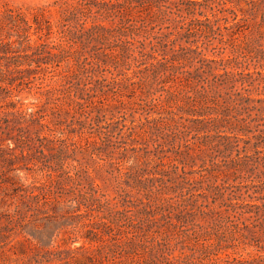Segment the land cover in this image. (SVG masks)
<instances>
[{
	"label": "trees",
	"instance_id": "trees-1",
	"mask_svg": "<svg viewBox=\"0 0 264 264\" xmlns=\"http://www.w3.org/2000/svg\"><path fill=\"white\" fill-rule=\"evenodd\" d=\"M168 2L129 0L127 6L124 0H101L93 12L90 5L54 0L53 8L38 7L30 16L20 9H4L0 91L8 96L23 89L50 93L54 107L30 102L15 109L19 120L35 123L61 140L66 120L61 112L76 113L84 149L98 157L116 130L118 135H113L119 139L113 147L118 148V156L106 155L115 169L113 177L119 187L146 198H138L143 208L137 210V221L124 215L131 211L132 203L126 201L121 203L122 216L106 221L123 233L122 251L131 258L144 264H264V244L257 245L256 239L257 233L264 235V181H236L247 179L244 173L258 167L263 169L254 177L264 178V41L241 39L242 30H230L239 17L226 6L228 0L221 10L231 15L221 17L224 22L218 31L208 16L194 19L196 24L170 23ZM138 6L147 17L130 14L129 9ZM53 10L55 21L50 19ZM53 33L56 40H50ZM92 40L105 46H93L88 54L75 46ZM104 71L109 77H98ZM106 104L119 113H112L108 121L98 116ZM94 111L97 114L92 116ZM101 120L104 131L86 130L101 126ZM188 134L193 141L185 139ZM68 139L76 144L73 135ZM17 141L14 147L24 158L29 145L22 134ZM63 151L58 150L52 165L31 162L38 167L26 168L25 179L27 173L32 177L26 184L20 176L23 167L13 165L17 157L5 156L0 148V167L7 173L0 177V255L6 250L15 255L31 252L33 263L51 260L46 253L58 236L50 226L55 221L34 229L32 209L55 212L65 205L76 210L83 205L75 215L87 213L94 223H106L105 217L92 214V205L97 204L94 210L99 211L107 200L96 198L92 187L86 190L79 173L86 170L65 162ZM194 157L200 160L198 167ZM196 216L212 221L201 225L194 221ZM94 223L93 228L107 233ZM82 238L79 248L100 239ZM237 242L246 246L243 252L233 249ZM39 250L44 252L39 255ZM98 250L115 261L117 256L104 252L102 246ZM87 260L93 264V258Z\"/></svg>",
	"mask_w": 264,
	"mask_h": 264
},
{
	"label": "rangeland",
	"instance_id": "rangeland-1",
	"mask_svg": "<svg viewBox=\"0 0 264 264\" xmlns=\"http://www.w3.org/2000/svg\"><path fill=\"white\" fill-rule=\"evenodd\" d=\"M53 1L54 0H0V12L4 9H20L28 16H30L38 7L48 6L53 8ZM100 1L101 0H68V4L75 5L77 3H80V7L85 8L90 5L91 9H93L94 12L97 9L98 5H100ZM128 1L129 0H124V4L127 6H129ZM166 1H169L168 10L170 11V14H168V18L170 19V23L175 24L176 26L185 25L188 23L196 24L198 22L194 21V19H202L204 16H208L212 20V22L210 23H213V27L216 31H218L216 29L217 26H222L224 22V19L221 17H229L231 15L228 11L221 10L225 6L222 3L225 0H198L200 1L199 4L188 2L190 0H185V2L180 0ZM228 1L230 2H228L226 6L231 7L239 17V19H237L230 30H242L241 32H239L241 39H262L261 41L263 42L264 0ZM188 9L193 12H189ZM129 10L131 11L130 14L132 15L141 14L142 16L147 17L145 13L147 11L145 9L143 11L142 6H138L137 8L135 7L132 10ZM51 14L52 15L50 16V19L52 21H55L57 19L56 12L53 10ZM76 15H78L79 18L83 17L81 10H77ZM217 17L220 19L217 20ZM114 22H117V19H114ZM203 22L207 23V21ZM229 23H231L230 18ZM220 30H222L223 32L226 31L222 28ZM243 32L245 36L242 35ZM56 35V33H53L50 36V40H56ZM75 46L76 48L81 50L83 54H88L92 52L91 49L93 46L101 48L105 45L92 40L88 43L78 44ZM228 53L229 52L227 50L225 51L224 55ZM207 55L215 56V54H212L211 52H207ZM54 71H56V69ZM101 73L102 74H99L98 77H109V74L106 71ZM9 100L12 101V104L9 103ZM30 102H34L36 104L42 103L46 109L55 106V99L51 97L50 93L39 95L34 91V89H23L19 92L13 91V94L8 96L4 91H0V148L3 150L5 156L17 157L13 159V165H19L23 167V172L20 173L22 181L28 184L32 180V177L28 175L29 173H27V179H25L24 177V172H27L26 168L30 166L38 167L32 165L31 162H35L40 166L52 165L53 159H55V157L57 156L56 154L58 150L62 148L64 149V151L62 152L61 156L63 157L65 162L75 165L77 168L86 170L85 172L82 170L79 171L82 180L81 182L86 190L87 188L89 190V188L92 187L95 190L94 196L96 198H99L101 201L107 200L108 202L99 211L94 210V208L97 209V204H93L92 214H98L101 217H105V220H103L105 222L108 221V219L116 220L117 217L120 218L123 214V212L121 211V209H123L121 203L123 201H126V204H132L128 205V208L131 209V211H125L126 214L124 215L130 216L133 222L137 221L140 216L137 214V210L143 208V204L142 202L138 201V198H140L141 201H145L146 198L140 193L138 194L133 189L129 190L128 187H119L117 185L118 181H116L113 177L115 172L114 166L109 164L106 158V155L108 154L112 155V157L118 156V148L113 147L114 145L118 144L117 139H119L116 138V135H118L116 133V130L113 132L116 135H113V133L109 134L110 141L107 144H103L104 150L98 157L88 151H85L83 145L84 140L83 137L81 138L79 136L78 130L81 120L76 113L65 114L64 112H61V118L66 119L62 124V126H65L63 129V135H61V140L52 137L50 133L46 132V130L39 129L35 123H22L16 115L15 109L19 108L20 106L26 107L30 104ZM10 105L14 106L15 108H12ZM115 111V107L110 104H106L100 111V114H98V116L100 117L99 119L108 121L112 113H114L115 115L119 114ZM96 114L97 112L94 111L92 113V116ZM103 124L104 121L101 120V126H87L86 130L95 131V133H97V131H104L105 129L103 127ZM18 127H20L19 130H17ZM20 134L23 135L24 141H26V143L29 145V152L24 158L18 156L19 148H15L13 142L15 141V143H18V141L16 142V140L18 139ZM70 135L74 136V140L76 141L75 145H78V147L70 142V140L68 139ZM189 137L190 134H188L185 139H190ZM179 141L182 143L185 140L181 139ZM190 141H193V139H190L189 142ZM240 144L242 145V142ZM180 149L183 150L185 149V147L181 146ZM5 152H9V154H6ZM26 152L27 151H25V153ZM241 154H243V151L241 152ZM234 156L235 155L233 152L231 154V157ZM194 158L196 160V167H198V163H200V160L198 157ZM221 158L222 157L220 155L216 159ZM4 169V166L0 167L1 178L3 177L2 174H4V176L7 175ZM262 169L263 168L258 167L253 171H247L246 173H244L248 175L247 179L244 178L236 181H241V183L259 184L261 180L264 181V178H261L259 180L258 178L254 177V174ZM227 181L232 182L231 178H227ZM91 182L94 185H89L91 184ZM217 182H222V180L218 179ZM202 184L205 185L206 183ZM175 192L178 194L180 191L179 189H176ZM188 195L189 194H187L186 196ZM157 196L159 197L160 195L157 194ZM152 199L153 197L150 198V200ZM175 199H178V197H175ZM159 200L160 199L157 197L154 198V201L156 203H158ZM246 200H248V198H246ZM70 204L74 206L73 203ZM110 207L112 209H109ZM83 209V205H81L80 209L78 210H76L75 207L69 208L67 205H65L63 209L56 210L55 212H53L49 208L48 210H46V212L42 210L37 211L34 209L30 211V218L33 222H35V225L33 226L34 229H42L44 224H48L49 221L54 220L55 222H51L50 226L53 227V230L56 233H58L54 246H51L50 250L46 253V255L51 260L43 262V264H90L87 260V257L93 258V264H144L140 263L141 261L139 259L131 258L128 253L122 251L124 246V237L123 233L118 232V227L116 225L110 224L108 222L102 225L94 223V220H92L90 218L91 216H89V214L87 213H85L84 216L75 215V213H80L81 211H83ZM208 220L212 221V218L209 217L208 219H202L200 217L197 218V216L194 218V221L201 225H207L209 223ZM96 221L98 222V220ZM92 223L97 224V227H103L104 229H106L107 233L102 234L99 231V228H93ZM117 223H121V221L119 220ZM83 235L100 237V239L89 243L86 242L83 247L79 248L83 240ZM246 237L247 240H250L251 236L246 234ZM72 238H75L76 241L70 245L64 244L65 241H68ZM256 239L257 245L264 244L263 234L257 233ZM12 243H15V241H13ZM10 244L11 242L7 245V247ZM99 246H102V250L104 252H108L109 255L117 256L115 257V261H113L111 257H109V259L104 258L103 253L100 254L98 250ZM233 246V249L242 252V249L246 248V246L242 242L233 243ZM20 249L21 247L19 245H16L15 250L19 252ZM43 252L44 250H39V255H41ZM31 255V252H29L28 255H15L6 250V253L4 255H0V264H37L33 263L32 259H29Z\"/></svg>",
	"mask_w": 264,
	"mask_h": 264
}]
</instances>
